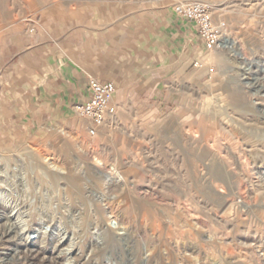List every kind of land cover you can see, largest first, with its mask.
<instances>
[{
	"label": "rangeland",
	"instance_id": "374dc122",
	"mask_svg": "<svg viewBox=\"0 0 264 264\" xmlns=\"http://www.w3.org/2000/svg\"><path fill=\"white\" fill-rule=\"evenodd\" d=\"M178 1L0 0V264H77L58 241L78 264H264V0H206L237 48L189 47L149 123L114 113L89 136L49 107L65 63L126 68Z\"/></svg>",
	"mask_w": 264,
	"mask_h": 264
},
{
	"label": "crops",
	"instance_id": "0c3cea01",
	"mask_svg": "<svg viewBox=\"0 0 264 264\" xmlns=\"http://www.w3.org/2000/svg\"><path fill=\"white\" fill-rule=\"evenodd\" d=\"M170 16L172 23L160 35L161 42H152L150 49L143 50L120 71L98 78L90 70L71 72L73 65L65 63L70 76L65 87L56 88L49 107L55 113L57 108L72 109L73 104L83 102L88 95L89 78L114 83L112 104L118 117L127 112L137 122L146 124L174 106L178 100V76L196 56L195 49L189 47L202 43L192 24L178 20L172 11Z\"/></svg>",
	"mask_w": 264,
	"mask_h": 264
},
{
	"label": "built area",
	"instance_id": "2783aa9c",
	"mask_svg": "<svg viewBox=\"0 0 264 264\" xmlns=\"http://www.w3.org/2000/svg\"><path fill=\"white\" fill-rule=\"evenodd\" d=\"M212 4L206 0H185L173 4L171 11L175 18L193 25L197 38L206 49H222L227 25L223 19L213 18ZM195 67H202L200 61L193 62ZM115 85L111 81H99L89 78L87 98L73 104L75 114L83 120L89 136H95L104 126L108 116L115 113L112 99Z\"/></svg>",
	"mask_w": 264,
	"mask_h": 264
},
{
	"label": "bare ground",
	"instance_id": "6f19581e",
	"mask_svg": "<svg viewBox=\"0 0 264 264\" xmlns=\"http://www.w3.org/2000/svg\"><path fill=\"white\" fill-rule=\"evenodd\" d=\"M224 41H225V45L222 47V49H224V48H226V49H228V51L229 52H231V51H235L236 50V48H237V42L234 40V39H231L229 36L227 37V38H225L224 39ZM223 155V154H222ZM24 157V156H23ZM34 157V156H33ZM99 163V162H98ZM53 164V163H52ZM55 165V164H54ZM53 165V166H54ZM50 166V165H49ZM57 167V166H56ZM8 169V168H7ZM115 173V175L116 176H113L118 182H121V181H125V179H124V177L122 176V175H120L119 173H117V171H115L114 172ZM112 174V173H111ZM216 174V178H220L221 177V174L219 173V172H216L215 173ZM52 178V177H51ZM222 179V178H221ZM55 182V181H54ZM21 187V186H20ZM232 193H233V191H232ZM235 193V192H234ZM233 193V194H234ZM6 195L4 194V193H0V210H2V211H4V210H6V208H9V207H11V209H14L15 208V206L13 205V206H11V204H10V200H8L6 197H5ZM8 196V195H7ZM9 198V197H8ZM13 203H14V201H13ZM95 207V206H94ZM20 213V212H19ZM19 213H16L15 215H16V217H18L19 219H20V217H21V215L19 214ZM23 216V215H22ZM26 216V215H25ZM26 218H28V217H26ZM95 219V218H94ZM22 221V220H21ZM29 221V220H28ZM94 222H96V221H94ZM20 226H24V222H20ZM92 224V223H91ZM19 226V227H20ZM108 226V225H107ZM17 227V226H16ZM26 227V226H25ZM84 227V226H83ZM92 227V226H91ZM98 226H95V230H97L98 228H97ZM24 229V228H23ZM46 231H47V228L45 229ZM7 232V231H6ZM46 234V232H43V234ZM18 234V233H17ZM64 237V236H63ZM98 237V236H97ZM210 239V238H209ZM63 240V239H62ZM68 245V244H67ZM66 245V248H63L64 246H63V244H62V242H56L55 243V248H57V249H59V250H61V252H64L63 254L65 255V254H71V257L74 259L73 261L76 263L77 262V264L79 263V253L78 252H76V250L75 249H73V248H71V247H69V246H67ZM86 247V246H85ZM54 249V248H53ZM63 249H64V251H63ZM79 249V248H78ZM86 249V248H85ZM87 250V249H86ZM82 251V250H81ZM147 251V250H146ZM68 255H66V256H68ZM148 255V254H147ZM149 257V256H148ZM145 260V259H144ZM146 263V262H145ZM142 264H144V263H142Z\"/></svg>",
	"mask_w": 264,
	"mask_h": 264
}]
</instances>
